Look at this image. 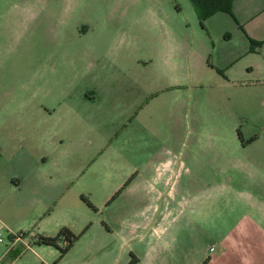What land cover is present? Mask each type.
I'll return each mask as SVG.
<instances>
[{
	"label": "rangeland",
	"instance_id": "rangeland-1",
	"mask_svg": "<svg viewBox=\"0 0 264 264\" xmlns=\"http://www.w3.org/2000/svg\"><path fill=\"white\" fill-rule=\"evenodd\" d=\"M90 93L98 99L83 126L64 145H45L42 110ZM206 130L219 131L218 147L202 156L214 160L217 148L218 178L235 190L213 221L219 233L235 227L229 264L243 247L264 262V0H234L204 25L191 0H0V264H116L104 225L125 204L112 200L151 157H178L180 144L195 145L191 132ZM133 141L131 157L123 147ZM13 177L23 179L20 193ZM83 198L113 205L98 215ZM65 228L87 233L69 256L27 246ZM15 236L28 244L14 245ZM195 237L218 246L202 231Z\"/></svg>",
	"mask_w": 264,
	"mask_h": 264
},
{
	"label": "crops",
	"instance_id": "crops-1",
	"mask_svg": "<svg viewBox=\"0 0 264 264\" xmlns=\"http://www.w3.org/2000/svg\"><path fill=\"white\" fill-rule=\"evenodd\" d=\"M97 99L94 93H90L83 99L74 100L73 104L65 101L59 103L57 108L43 109L45 119L51 121L50 133L42 137L44 144L52 147H58L59 144L64 145L70 134H75L72 132L75 127L79 126V123L83 126L85 118L88 117L87 109L90 103L96 102ZM218 132L215 130L191 132L192 136L197 139L194 141L195 145L181 147L180 144L178 157L175 152L171 151L167 155L169 157L163 160L155 161L154 157H151V160L145 163L143 171H139L125 185L122 189L123 193L115 196L112 200L113 204L117 201L115 200L117 197L123 200L124 212L121 213L120 219L112 220L109 225L104 226H106L107 235L116 239L110 242V244H115L114 248L117 249L111 257L117 260L116 264H129L133 257L138 259L137 264H229L228 255L231 250H239L236 241L235 243L227 242L234 236L235 227L229 228L226 234L219 233L220 230L216 228V224L213 227V221L218 219L219 213L221 214L219 211L220 198L223 196L232 198L235 190L230 188L232 180H229V176L218 178L217 148H215L214 160L204 159L201 153V150L209 147H218L217 141L212 138L217 137ZM86 136L87 134L84 139ZM32 138L38 139L36 135ZM202 138H209V140L203 141ZM79 141L81 139L68 142L80 147ZM123 150H128L131 157H134V154L138 155L134 141L129 148L123 147ZM186 153H188L190 162L182 160V156ZM42 160L47 162L46 154H31L29 162L40 163ZM221 167L225 169L223 165ZM209 169H215L217 173L213 175L211 171H204ZM11 180L13 190L20 193L23 179L13 177ZM224 189L231 190L230 197L223 191ZM83 201L87 203L84 198ZM113 204L107 207L103 205L102 208L88 206L95 214L100 215ZM247 216L251 215L248 213L245 217ZM257 229L262 230L259 227ZM69 230L77 235L72 228ZM201 231L209 238L216 240L218 246L214 244L202 247L195 237V233ZM188 234L191 236L190 242H188ZM85 235L87 233H82L79 237H85ZM24 238L13 240V244L24 241L26 245ZM32 238L35 248L27 243L32 253L39 255V252L45 248L51 249V252L54 251V247L38 245L36 243L38 236ZM80 238L66 256H69L76 244L80 243ZM242 249L243 258L237 257L236 254L233 263L254 264L257 259L253 260L250 257L247 248ZM90 253L91 258L89 259H95L102 256L103 248L96 252L91 250ZM258 261H260L258 264H264L261 260Z\"/></svg>",
	"mask_w": 264,
	"mask_h": 264
},
{
	"label": "trees",
	"instance_id": "trees-1",
	"mask_svg": "<svg viewBox=\"0 0 264 264\" xmlns=\"http://www.w3.org/2000/svg\"><path fill=\"white\" fill-rule=\"evenodd\" d=\"M195 7L196 13L202 23L215 16L217 13H231L234 0H191ZM88 205L94 208L85 198ZM80 237L73 234L69 229L65 228L56 237L39 236L37 244L49 246L58 249L62 257L66 256L74 247ZM65 242L67 245L63 248L60 243ZM138 259L133 257L129 264H137Z\"/></svg>",
	"mask_w": 264,
	"mask_h": 264
},
{
	"label": "built area",
	"instance_id": "built-area-1",
	"mask_svg": "<svg viewBox=\"0 0 264 264\" xmlns=\"http://www.w3.org/2000/svg\"><path fill=\"white\" fill-rule=\"evenodd\" d=\"M23 237V236H22ZM21 236H15L14 240H19L20 238H22ZM0 243H3V238H2V233H0Z\"/></svg>",
	"mask_w": 264,
	"mask_h": 264
}]
</instances>
